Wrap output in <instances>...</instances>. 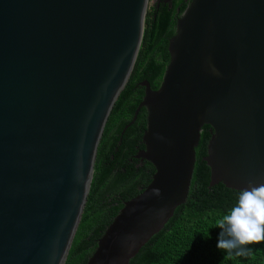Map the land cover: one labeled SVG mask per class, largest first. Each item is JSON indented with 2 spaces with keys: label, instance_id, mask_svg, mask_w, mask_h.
<instances>
[{
  "label": "water",
  "instance_id": "obj_1",
  "mask_svg": "<svg viewBox=\"0 0 264 264\" xmlns=\"http://www.w3.org/2000/svg\"><path fill=\"white\" fill-rule=\"evenodd\" d=\"M170 1V0H168ZM169 3V2H167ZM150 0H0V264H66L101 139L130 81ZM147 111L151 183L87 264H130L189 197L205 126L210 187L264 184V0H191Z\"/></svg>",
  "mask_w": 264,
  "mask_h": 264
},
{
  "label": "trees",
  "instance_id": "obj_2",
  "mask_svg": "<svg viewBox=\"0 0 264 264\" xmlns=\"http://www.w3.org/2000/svg\"><path fill=\"white\" fill-rule=\"evenodd\" d=\"M191 0H173L149 7L144 37L129 83L120 94L101 139L88 201L66 264H87L97 241L123 208L152 181L154 166L136 158L145 148L147 121L140 112L124 134L144 97L140 84L160 87L170 61L168 46L177 19ZM144 109V108H143ZM211 138L205 126L196 149V164L186 203L180 206L165 228L144 246L130 264H264V241L250 245L247 257L229 256L216 247L219 221L236 204L239 191L223 184L210 187V168L204 162Z\"/></svg>",
  "mask_w": 264,
  "mask_h": 264
},
{
  "label": "clouds",
  "instance_id": "obj_3",
  "mask_svg": "<svg viewBox=\"0 0 264 264\" xmlns=\"http://www.w3.org/2000/svg\"><path fill=\"white\" fill-rule=\"evenodd\" d=\"M217 227L216 247L229 256L247 257L250 245L264 241V184L242 190Z\"/></svg>",
  "mask_w": 264,
  "mask_h": 264
},
{
  "label": "flooded vegetation",
  "instance_id": "obj_4",
  "mask_svg": "<svg viewBox=\"0 0 264 264\" xmlns=\"http://www.w3.org/2000/svg\"><path fill=\"white\" fill-rule=\"evenodd\" d=\"M167 2H169V3H167ZM172 3H173V0H170V1H168V0H154V5H156L157 8H159L161 4H169L170 7H172ZM140 86H141V84H140ZM141 89H144V90H145V88L142 87V86H141ZM140 112H142L143 117H144L145 120L147 121V111H146V109H141ZM140 112H139V114H140ZM139 114H138V116H139ZM138 116H137V118H138ZM136 120H137V119H136ZM135 122H136V121H135ZM143 149H144V148H142L141 150H143ZM138 153H139V152H138ZM140 163H141V165H142V164H143V160H140Z\"/></svg>",
  "mask_w": 264,
  "mask_h": 264
},
{
  "label": "rangeland",
  "instance_id": "obj_5",
  "mask_svg": "<svg viewBox=\"0 0 264 264\" xmlns=\"http://www.w3.org/2000/svg\"><path fill=\"white\" fill-rule=\"evenodd\" d=\"M153 4H154V0H150V6H152Z\"/></svg>",
  "mask_w": 264,
  "mask_h": 264
}]
</instances>
